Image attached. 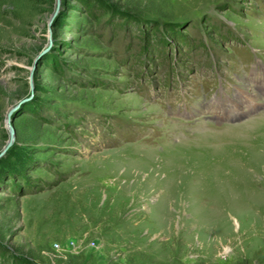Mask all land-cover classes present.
<instances>
[{"label":"rangeland","instance_id":"374dc122","mask_svg":"<svg viewBox=\"0 0 264 264\" xmlns=\"http://www.w3.org/2000/svg\"><path fill=\"white\" fill-rule=\"evenodd\" d=\"M95 1L0 0V264H264V109L158 102L264 57V0Z\"/></svg>","mask_w":264,"mask_h":264},{"label":"trees","instance_id":"16d2710c","mask_svg":"<svg viewBox=\"0 0 264 264\" xmlns=\"http://www.w3.org/2000/svg\"><path fill=\"white\" fill-rule=\"evenodd\" d=\"M84 1V0H83ZM95 1V0H94ZM97 2H99V0H97V1H95V3L98 5V3ZM104 7V6H103ZM116 11H114L113 9H111V11H109L107 8H103L102 9V14H108L109 16H110V22L112 21V20H114V18L116 17V15H118L117 13H115ZM143 51H145V49H143ZM8 152V151H7ZM6 152V153H7ZM6 153L4 154V156L3 157H1L0 158V162L2 161V160H4L5 159V156H6Z\"/></svg>","mask_w":264,"mask_h":264},{"label":"water","instance_id":"95a60500","mask_svg":"<svg viewBox=\"0 0 264 264\" xmlns=\"http://www.w3.org/2000/svg\"><path fill=\"white\" fill-rule=\"evenodd\" d=\"M53 17H54V16H53ZM23 102H25V100L21 101L20 103H23ZM9 116H10V114L8 113V115H7V120H6V121H7V124H6V125H8V122H9ZM12 134H13V133H12V130H9V137H10L9 139H10V140L8 141L6 147H4L3 150L0 152V158L4 156L5 151L8 150V148L11 146V142H12Z\"/></svg>","mask_w":264,"mask_h":264},{"label":"bare ground","instance_id":"6f19581e","mask_svg":"<svg viewBox=\"0 0 264 264\" xmlns=\"http://www.w3.org/2000/svg\"><path fill=\"white\" fill-rule=\"evenodd\" d=\"M6 151H7V150H6ZM6 151H5V152H6Z\"/></svg>","mask_w":264,"mask_h":264}]
</instances>
